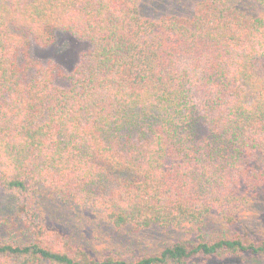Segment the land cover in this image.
Instances as JSON below:
<instances>
[{
	"label": "trees",
	"instance_id": "obj_1",
	"mask_svg": "<svg viewBox=\"0 0 264 264\" xmlns=\"http://www.w3.org/2000/svg\"><path fill=\"white\" fill-rule=\"evenodd\" d=\"M151 1L0 0V264L264 254L238 229L264 203V0ZM61 33L92 46L71 76L34 56ZM105 227L166 239L99 259L80 232Z\"/></svg>",
	"mask_w": 264,
	"mask_h": 264
},
{
	"label": "rangeland",
	"instance_id": "obj_2",
	"mask_svg": "<svg viewBox=\"0 0 264 264\" xmlns=\"http://www.w3.org/2000/svg\"><path fill=\"white\" fill-rule=\"evenodd\" d=\"M145 1L147 4H150V2L153 3L151 0ZM175 1L178 0H172L171 2L174 3ZM91 48L92 46L89 42L79 40L70 34L61 33L52 46L45 48L36 46L34 48V56L45 65H57L66 75L71 76L75 69L86 61ZM62 82L61 84L63 85L67 84L65 80ZM10 199V205H13L15 208L18 209L24 206V199L16 197H10ZM3 201H6V199H3ZM48 208H50V206ZM50 212L53 213H48L47 217L48 219H52L53 222L57 221V218L64 213L62 209L58 208ZM244 215L245 220L239 224L238 229L245 233L247 241H264V203L257 204L253 206V208L247 209ZM85 218L87 219L88 217ZM60 219H62V216ZM66 219L69 221L70 218L66 217ZM90 221L93 222L94 220L90 219ZM91 222H89V225ZM209 229V232L219 230V223L211 221ZM142 236L144 238L136 235L134 239L126 240L122 231H116L106 227L98 236L94 233L85 232L83 237L82 232H80V240H82L89 247L91 253L99 259L113 255V253L115 255L133 254L136 256L150 254L157 249V244L159 242L166 239V234H163L161 231H155L150 238L145 234ZM183 237L189 238L190 236L186 234ZM109 241H111L113 245H109ZM235 264H264V254L242 255L238 258V261H235Z\"/></svg>",
	"mask_w": 264,
	"mask_h": 264
}]
</instances>
